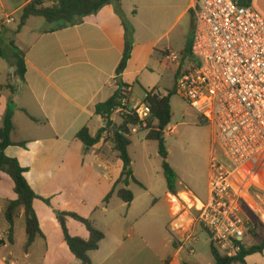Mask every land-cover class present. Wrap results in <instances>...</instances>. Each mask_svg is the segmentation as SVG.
I'll use <instances>...</instances> for the list:
<instances>
[{
	"label": "crops",
	"instance_id": "crops-1",
	"mask_svg": "<svg viewBox=\"0 0 264 264\" xmlns=\"http://www.w3.org/2000/svg\"><path fill=\"white\" fill-rule=\"evenodd\" d=\"M175 1H120L119 8L133 28V47L130 59L137 55L138 50H142L148 56L153 55L158 40L150 39L151 29H148L147 36H144V31L141 29L142 24L150 23L151 25L153 22L163 21L168 17ZM29 2L31 0H25L16 10L21 11ZM195 2L196 0H190L186 11L182 12L181 16L189 10H193ZM250 5L264 19V0H252ZM115 8L116 6L113 4L106 5L96 14L85 17L79 24L73 26L51 25L50 28H41L38 25L39 22H35L36 24L28 28V24L39 17L27 19L24 26L16 33V38L21 37L20 40L17 38L20 48L16 49L23 54L24 80L18 79V84L13 88L10 85L0 84V130H2L4 114L7 109H10L13 113L14 127L11 141L13 143L25 142V148L7 147L5 155L15 159L19 166L26 170L24 178L36 195L50 198V202L59 203V211L69 210L76 213L74 205L66 199H62L61 196L88 164L91 166L94 163L101 167L111 186L120 174L121 163L115 167L107 161L106 157L101 158L97 153L99 144L85 150L82 143L76 138L77 133L83 128H87L93 137L98 130L104 127L102 119L95 115L94 107L113 95L116 90V82L129 85V91L132 94V87L127 80L128 63L121 75L116 74L123 55L124 30ZM133 8H136V11ZM1 21L0 36L8 26L2 25ZM23 29H27V33L21 36ZM0 53L1 59L4 55L6 58L8 57V53L1 47V39ZM15 59L16 56L11 59L10 66L13 67ZM13 70H15L14 67L11 72ZM7 89L9 92H6ZM111 120L113 122L114 118L112 117ZM115 157L117 160V153ZM244 176L246 175L243 174L242 177ZM174 196L181 197L186 202L190 201L189 192L177 189V194ZM16 198L13 182L6 174L2 173L0 177V219L6 225L3 216L5 202ZM172 200L175 201L174 198ZM37 204L43 205L45 209L47 206L40 200L33 202V209L43 233ZM191 216L192 212L189 209L185 211L182 220L177 222L176 228L170 230L166 228L161 247H156V249L148 247L140 236V232L129 228L123 231L122 236L125 239L132 237L134 240L128 244H124L123 241H115L114 248L109 247L112 252L104 255L102 248L106 241L105 236L99 244V249L89 253L91 264H154L150 258L144 255L147 249L152 252L158 264H214L211 253L204 257L197 251L198 238L195 245L193 244L195 251L193 256L187 253L182 244L183 237L187 232L189 233L191 230L196 232ZM261 219L263 220L261 223L264 225V214H261ZM19 220L23 221L22 210L18 213L17 221ZM69 221L71 220L67 221V227ZM53 229L60 233L56 229L55 220ZM4 231L6 235L0 237V247L6 249L5 246L11 245L7 241L8 225ZM78 237L86 238L87 233L85 236ZM38 240L45 243L43 244L44 254L39 255L41 259L39 264H47L50 248L46 237L45 240L37 239L29 252L23 253L24 258L28 261L37 254L34 246ZM119 250L137 251V255L134 258H119L115 256ZM8 256L10 257V253ZM0 264L18 263H9L3 256L0 258ZM245 264H264V250L262 253L247 256Z\"/></svg>",
	"mask_w": 264,
	"mask_h": 264
},
{
	"label": "rangeland",
	"instance_id": "rangeland-1",
	"mask_svg": "<svg viewBox=\"0 0 264 264\" xmlns=\"http://www.w3.org/2000/svg\"><path fill=\"white\" fill-rule=\"evenodd\" d=\"M24 1L1 0L0 2V20L3 21L7 17L13 19V22L6 26L0 36L1 47L8 53L7 58L6 55L0 58V84L10 85L11 88L18 84V78L15 77L14 70L11 72L13 67L10 66V61L14 56L21 54L16 49L20 48L16 33L21 29L22 10L16 9ZM189 2L190 0H176L172 4L168 17L163 21L153 22L151 25L150 23L142 24L141 29L144 31V36H147L146 32L151 29L150 39L158 41L152 56L138 50L137 55L128 62L127 80L132 87V94L128 91L126 96L129 98V104L135 106L143 101L145 91L154 90L160 96L172 94L170 98L171 120L168 126L175 127L176 131L173 134L164 132L161 136L168 154L167 162L178 176L177 189L189 192L191 198L196 197L198 201L205 203L208 198L209 163L213 145L212 131L209 125L202 120L200 114L191 109L175 89L176 74L181 75L188 71L194 63L184 56L187 42L191 39L194 20L193 15L188 11L183 16L181 13L186 11ZM133 10L136 11V8ZM35 22H39L38 25L41 28L51 27L42 18H37L28 24V28L36 24ZM26 33L27 29H23L21 36ZM171 54L178 56L177 62L170 60ZM16 60L17 58L13 63H16ZM6 92H9L8 89ZM113 118V124H120V113L115 112ZM146 135V132H134L130 136L131 145L128 148V155L131 171L134 178L141 184L140 187L130 182L127 187L134 195V202L131 206L116 196H113L107 205L103 204V199L109 192L111 184L105 176V171L94 163L91 166L89 164L85 166L83 172L75 178V181L61 196L62 199L74 205L73 208L77 214L92 221L94 226L104 233L106 236L102 248L104 255L112 252L110 248H114L115 241L128 244L134 240L132 237L125 239L122 236L123 231L129 228L140 232V236L149 248L161 247L166 228L169 230L176 228L177 222L182 220L185 211L192 206L191 201L186 202L181 197L167 192L161 170V158L158 155V144L156 141H147ZM99 145L97 151L99 156L106 157L111 165L118 167L120 162L118 158L116 160V152L112 144L105 140ZM84 149L88 148L84 147ZM254 173L246 171V176L239 175L234 184L235 192L242 196L246 203L245 217L249 219L250 226L252 215L258 219V222H263L261 214H264V157L258 161ZM170 197L177 199L178 203L175 199L173 202ZM37 209L41 215L43 233L50 248L47 264H80L70 254L62 235L53 229L56 214L60 210L59 203L50 202L46 209L43 205L37 204ZM190 211L193 220L195 212ZM6 227L5 222L0 219V237L6 235L4 231ZM68 230L71 235H86L85 229L72 220L68 223ZM127 233L130 234V232ZM195 233L198 236L197 251L204 257L209 256L210 239L208 235L198 227ZM258 234L261 236L263 230L259 229ZM24 242V224L22 220H19L15 226L14 242L12 245L5 246L6 249L0 247V258L4 256L9 263L39 264L41 261L39 255L44 254L43 244L45 243L38 240L34 246L37 254L27 261L23 255ZM245 242L247 246L256 244L252 235L251 238L246 237ZM136 255L137 251L133 250H119L115 254L119 258H134ZM144 255L154 264H158L149 249L145 250Z\"/></svg>",
	"mask_w": 264,
	"mask_h": 264
},
{
	"label": "built area",
	"instance_id": "built-area-1",
	"mask_svg": "<svg viewBox=\"0 0 264 264\" xmlns=\"http://www.w3.org/2000/svg\"><path fill=\"white\" fill-rule=\"evenodd\" d=\"M31 1L48 7L58 3ZM193 20L190 57L194 64L177 76L175 89L209 125L213 145L208 198L202 203L189 197L190 210L195 212L193 227L206 232L221 256L233 259L247 246L245 238H251L246 203L235 192L234 184L237 175L254 173L264 157V19L251 5H241L239 0H196ZM12 22L7 17L2 25ZM170 60L177 62L178 56L171 54ZM125 102L122 100L124 107ZM128 109L145 127L149 106L142 101ZM116 113L123 111L119 108ZM137 129L133 128L132 133ZM175 131L169 126L164 130L168 134ZM196 242L192 230L183 237L182 244L190 256L195 254Z\"/></svg>",
	"mask_w": 264,
	"mask_h": 264
},
{
	"label": "trees",
	"instance_id": "trees-1",
	"mask_svg": "<svg viewBox=\"0 0 264 264\" xmlns=\"http://www.w3.org/2000/svg\"><path fill=\"white\" fill-rule=\"evenodd\" d=\"M121 0H58L54 6L48 7L38 1L29 2L22 9L20 27L24 26L27 19L31 17L42 18L50 25H58L61 27L73 26L79 24L85 17L96 14L101 8L106 5L113 4L116 6L115 11L122 22L124 30V49L121 61L116 69V74L121 75L127 66L131 57L133 47V28L126 21L119 3ZM252 0H239L241 5L248 6ZM193 15V10L188 11ZM62 23V24H58ZM190 41L187 42L184 56L192 61L190 57ZM1 55V53H0ZM14 74L20 80H24L25 65L23 54L16 56ZM194 64V63H193ZM178 76V73L176 74ZM129 85L122 82H116V90L113 95L105 102L96 104L94 107L95 115L99 116L104 124V127L97 131L95 136H91L87 128L81 129L76 138L84 147L93 148L99 143L108 140L118 154V159L121 163L120 174L114 180L111 191L106 195L103 204L107 205L111 197L115 194L125 204H130L134 200V195L127 189L130 182L141 187V184L134 178L131 171V162L128 155V148L131 145L130 136L133 134L132 129L138 127L136 132H146L147 141H156L158 144V155L161 158V170L166 182V189L172 195L177 194L178 176L167 162L168 154L164 146L161 134L169 125L171 120L170 98L171 93L166 96L156 94L154 90L145 91L143 103L150 108V115L146 120L145 127L138 121L134 111L129 110V98L125 94L129 89ZM126 92V93H125ZM122 100H125L127 106H122ZM121 108L123 113L120 114V124L116 125L112 122L114 113ZM13 113L7 109L2 121V139L0 140V177L1 174H6L14 185V192L17 196L15 200L6 201L4 210V220L8 225L7 241L13 244L14 228L16 225L18 213L23 211V221L26 241L23 246V253L27 254L34 245L37 239L45 240L37 215L33 209L35 200L42 201L45 205H50V198H45L36 195L24 178L25 169L21 168L17 161L5 155V149L9 146H19L25 148V142L13 143L11 134L13 132L12 123ZM115 127V129H113ZM121 186V187H119ZM119 187V188H118ZM73 220L81 225L86 233V238L72 236L67 227V221ZM56 229L61 233L63 240L71 253V255L80 262V264H91L89 253L97 251L99 244L105 238L102 231L97 229L93 222L84 218L77 213L69 210L58 211L55 217ZM263 230L260 236L258 230ZM250 234L256 240V244L251 246H243L236 258L228 259L221 256L210 243V253L214 259V264H245L247 256L262 253L264 250V226L258 219L252 215Z\"/></svg>",
	"mask_w": 264,
	"mask_h": 264
},
{
	"label": "water",
	"instance_id": "water-1",
	"mask_svg": "<svg viewBox=\"0 0 264 264\" xmlns=\"http://www.w3.org/2000/svg\"><path fill=\"white\" fill-rule=\"evenodd\" d=\"M163 135V133L161 134V136ZM2 139V130H0V140Z\"/></svg>",
	"mask_w": 264,
	"mask_h": 264
},
{
	"label": "bare ground",
	"instance_id": "bare-ground-1",
	"mask_svg": "<svg viewBox=\"0 0 264 264\" xmlns=\"http://www.w3.org/2000/svg\"><path fill=\"white\" fill-rule=\"evenodd\" d=\"M243 174H245V173H243ZM242 173H241V175H243ZM237 177H239V175H237Z\"/></svg>",
	"mask_w": 264,
	"mask_h": 264
}]
</instances>
